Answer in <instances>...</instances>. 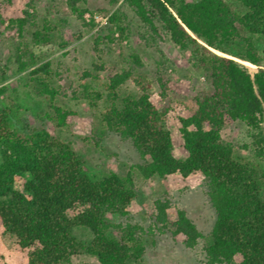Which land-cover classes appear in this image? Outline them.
<instances>
[{
  "label": "trees",
  "instance_id": "16d2710c",
  "mask_svg": "<svg viewBox=\"0 0 264 264\" xmlns=\"http://www.w3.org/2000/svg\"><path fill=\"white\" fill-rule=\"evenodd\" d=\"M12 1L0 0V18L2 4ZM80 2L85 0H68L72 11L83 18L87 10ZM122 2L134 10L153 40L164 31L181 50L189 51L193 68L211 85V91L192 98L191 114L180 118L187 154H174L172 134L165 125L170 107L158 109L152 102L153 81L142 70L137 53L129 56V66L108 76L105 98L88 86L86 98L95 109L103 103L99 117L104 130L131 140L143 160L135 167L145 179L177 172L183 177L195 172L204 176L216 213L205 264H264V0ZM28 14L25 10L24 17L10 20L21 35L28 23L36 25ZM106 27L109 34L98 35L96 42L113 40L116 30L125 32L123 12L115 10ZM51 31L44 25L32 33V41L50 43ZM240 60L254 64L256 70ZM30 74L46 76L39 79L41 92L50 96L49 117L58 127L70 125L77 112L54 104L57 92L47 79L50 63ZM156 81L160 96L167 98L169 86L160 70ZM129 83L135 91L127 89ZM235 122L249 131L251 143L244 144L251 150L248 156L223 138L222 130ZM0 197L6 198L0 201V226L28 250V264H73L72 256L82 251L98 259L83 264H126L140 261L145 253L138 225L123 227L110 219L129 214L136 197L132 172L125 177L115 172L91 176L69 142L44 128L18 126L10 108L0 109ZM154 206L155 223L181 234L187 247L194 248L204 237L185 209H177L171 220L169 198L155 200ZM77 227L92 233L90 245L75 236Z\"/></svg>",
  "mask_w": 264,
  "mask_h": 264
},
{
  "label": "rangeland",
  "instance_id": "374dc122",
  "mask_svg": "<svg viewBox=\"0 0 264 264\" xmlns=\"http://www.w3.org/2000/svg\"><path fill=\"white\" fill-rule=\"evenodd\" d=\"M231 1V0H230ZM86 8L83 18L74 13L68 0H13L4 2L0 18V109L10 108L15 113L18 126L37 130L46 129L54 137L69 142L84 160L85 170L93 177H104L110 172L120 177L132 172L135 179L136 197L127 216L115 215L110 219L123 227L138 225L139 235L145 245L142 258L126 264H205V247L212 242L211 232L216 220L210 202L204 176L195 172L188 177L173 173L165 178L154 176L145 179L135 165L143 163L130 139H124L115 131L104 130L99 117L101 108L95 109L86 98L84 88L97 90L106 96L105 84L108 76L129 66L133 53L140 56L143 71L153 81L151 100L162 109L169 106L165 120L171 131L174 154H187L180 118L191 114V100L201 92L211 91L206 78L197 72L190 60V52L181 50L170 37L161 31L156 40L134 10L122 0H85L78 4ZM124 14L125 32L116 30L113 40L98 35L109 34L107 25L115 10ZM36 23H28L23 35L11 27L10 20L25 16ZM94 22V26L89 23ZM44 25L51 26V42L35 44L32 33ZM100 33V34H99ZM221 54V52H218ZM253 72L254 64L245 63ZM45 62L50 63L47 78L57 95L54 104L77 112L72 123L58 127L49 116L53 113L50 96L41 92L39 78L45 75L30 74L31 70ZM25 63V67H22ZM34 63L33 65H31ZM95 66H99L98 68ZM158 70L168 83V97L160 96L156 81ZM127 89L135 91L132 83ZM223 138L232 141L242 156L251 154L244 144L251 143L245 124L235 122L222 130ZM20 188L19 183L16 184ZM169 198L172 202L170 218L174 220L177 209H185L204 237L194 248L186 246L184 237L174 235L171 229L155 223V200ZM1 198L0 201H5ZM74 234L79 241L90 245L92 233L77 227ZM27 249H22L16 236L0 226V264H28ZM240 260V257H238ZM73 264L98 263L97 257L80 252L72 256Z\"/></svg>",
  "mask_w": 264,
  "mask_h": 264
},
{
  "label": "bare ground",
  "instance_id": "6f19581e",
  "mask_svg": "<svg viewBox=\"0 0 264 264\" xmlns=\"http://www.w3.org/2000/svg\"><path fill=\"white\" fill-rule=\"evenodd\" d=\"M245 63H248V64H251L250 62H248V61H244Z\"/></svg>",
  "mask_w": 264,
  "mask_h": 264
}]
</instances>
